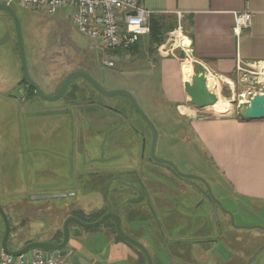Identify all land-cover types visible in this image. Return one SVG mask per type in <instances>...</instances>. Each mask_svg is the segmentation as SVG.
<instances>
[{"label": "rangeland", "instance_id": "rangeland-1", "mask_svg": "<svg viewBox=\"0 0 264 264\" xmlns=\"http://www.w3.org/2000/svg\"><path fill=\"white\" fill-rule=\"evenodd\" d=\"M10 5L20 19L29 73L43 93L56 92L64 76L75 68L87 71L105 89L131 91L156 129L155 155L172 161L182 173L203 176L209 181L213 194L222 206L233 214L232 223L230 215L221 208L218 207L213 212L221 231L214 230V237H218V241L211 245L212 264H244L264 244V229L245 227L264 226V207L244 199L225 196L229 195L230 188L222 174L209 162L202 142L198 141L186 124L188 118L181 117L180 121L175 104L168 103L165 99L159 70L155 69L153 61V58H158L157 51L148 52L145 49L143 54H134L123 49L105 50L97 55V60L93 40L82 35L63 11L48 15L44 10H30L17 3ZM139 42L140 49L147 46L145 36L140 37ZM18 58L12 19L0 9V60L9 66L3 71L6 76L12 78L17 74ZM13 60L17 62L16 68L11 64ZM33 60L36 61L37 74H34L31 67ZM105 61H112L113 65L108 66ZM196 71L194 69L193 72L191 68L189 80ZM18 73L21 74L20 67ZM74 81L79 87L88 89L92 96L90 102L76 100L79 104L76 110L68 107L71 102L66 100V96H62L56 100L42 99L38 107L25 111L24 102L28 90L23 84H17L15 90H8L6 96L0 92V156L9 162L11 173L19 176V184L24 185L23 187L46 194H65L34 200L32 207H24L16 199L0 197L10 223L9 248L22 246L28 241L49 239L55 234L60 235L64 219L75 208L73 203L70 204L75 199H79L85 213H92L94 210L91 218H96L105 210L117 214L119 212L123 231L134 238H138L135 228H142L148 219L147 215L129 218L121 211L122 205L129 210L141 208L143 203L127 200V197L133 196L127 187L121 191L120 198L114 197V188L120 183L119 180L114 179L104 190L101 187L112 176L113 169L121 170L130 164L134 165L135 162H131L133 156L134 160H140L137 158V145L132 147L130 139L139 141L142 133L148 139L151 130L147 122L125 96H106L91 90L82 77H76ZM1 82L2 79L0 90L4 85ZM208 84L215 86L216 80L209 76ZM221 86L217 94L229 102L228 109L217 112L204 107L196 112V118L237 115L241 91L235 88L233 92L227 84ZM80 95L82 96L81 93ZM12 100L16 104V110L5 105ZM79 107L83 109L78 111ZM74 111L78 113L75 115ZM132 125L139 130L135 131ZM141 164L144 165L139 161V165ZM148 166L160 174L164 173L162 181L168 179L172 183L187 186L189 180H192L179 178L161 164ZM88 171L102 172L98 174L101 191H96L99 187L87 183L90 178L95 177L88 175ZM154 175L157 174L151 173L149 177L153 178ZM156 214L160 215L158 211ZM0 221L4 228L1 217ZM107 222L93 228L81 227L79 232L75 231L76 227H70L65 246L67 251L60 256L61 264H143L134 248L124 241H119L118 246L113 242H106V236L111 231L110 223ZM140 241L148 246L153 264H178L175 259L169 260L162 250L156 249L154 253L143 238ZM127 253H130V257ZM252 264H264V247Z\"/></svg>", "mask_w": 264, "mask_h": 264}, {"label": "crops", "instance_id": "crops-1", "mask_svg": "<svg viewBox=\"0 0 264 264\" xmlns=\"http://www.w3.org/2000/svg\"><path fill=\"white\" fill-rule=\"evenodd\" d=\"M138 2L150 9L152 15L171 17L173 25L170 28L180 22L191 39L193 59L191 64L182 59V52L179 49H175L172 54H162L158 50L170 28L165 31L163 40L156 46L158 58H152L155 69L159 70L160 84L166 101L175 104L180 121L181 117L188 118L186 124L195 133L198 141L202 142L209 162L222 174L230 188L229 195L225 196H230L231 199H244L264 207V118L244 120L232 114L196 118V112L201 108L190 103L183 88L184 81H189L191 68L193 72L196 69L208 75V78L211 76L216 80L215 86H209L216 94L221 90L222 84H227L233 92L235 88L242 91L253 85L250 80H242L244 70H259L264 74V0H138ZM244 10L252 12V22L249 28L236 35L232 31L234 13ZM148 35L149 33L142 35L145 36L147 43L144 49L139 48V38L134 51H129L143 54L146 49L150 52ZM11 64L17 67L16 61L13 60ZM35 64L36 61L33 60L31 67L34 74H37ZM18 66L21 74L18 73V67L17 74L10 78L3 72L4 68L9 66L0 60V79L4 84L0 92L4 96L8 95L6 93L8 90H15L17 84L22 85L23 75L19 58ZM260 80L261 83L258 82L255 87L264 92V78ZM9 96L12 97L11 94ZM26 97L25 111L38 107L41 104L40 100L43 99L29 92H26ZM69 97L67 96L66 100L70 101ZM217 99L207 107L217 112L226 111L229 102L219 94ZM14 101H9V104L5 105L16 110ZM70 102L68 107L76 110L79 104L73 100ZM82 109L83 107H79L78 111ZM74 112L75 115L78 113ZM10 168L6 158L0 156V197L16 199L21 201L24 207H32L33 201L38 199H31L30 196L41 194L43 191H32L20 185L19 176L12 174ZM0 204L4 209L1 200ZM216 223L214 216V230L217 229ZM2 228L0 221V234ZM106 240L116 246L120 243L114 240L111 231L108 232ZM53 253L58 255L56 252ZM127 254L129 256L130 253Z\"/></svg>", "mask_w": 264, "mask_h": 264}, {"label": "flooded vegetation", "instance_id": "flooded-vegetation-1", "mask_svg": "<svg viewBox=\"0 0 264 264\" xmlns=\"http://www.w3.org/2000/svg\"><path fill=\"white\" fill-rule=\"evenodd\" d=\"M132 126L135 128V131L139 130L134 125ZM139 136V141L130 139V142L132 147L137 145V158H140L139 161H142L144 165H139L138 159L134 160L133 156L131 162H135V164H130L121 170L113 169L112 176L102 183V189L104 190V188L109 186L114 179H117L120 183L114 188V197L120 198L121 191L124 187H127L132 191V197H138L141 194L142 198L139 201H136L143 203L141 208H131L127 210V208L122 205L120 209L123 213H126L129 218H131V216L139 217L147 215L148 219L146 220L145 225H143L142 228H139L138 226L135 228L137 231L136 235L138 236V238L135 237V239L141 242L140 240L143 238L147 245H149L151 249L153 248L154 253L156 252V249L162 250L169 260L175 259L178 264H212L213 247L211 248V245L218 241V237H214L213 212L219 206L209 200V181L201 175L200 176L203 177L206 182L193 177H183L175 172L169 165L155 161L151 157L152 132H150V137L148 139L143 133ZM97 156L98 154L95 155V157ZM83 157L86 160L84 153ZM149 164H161L179 178L185 180L191 178L192 180H189V185L187 186L183 183H172L171 180L168 179L162 181L164 173L161 172L160 174L158 171L149 168ZM99 173L102 172H87L88 175H95L94 178H90L87 182L90 186H100V179L98 178ZM151 173L160 175L161 177L154 175L153 178H150L149 174L151 175ZM97 189H100V187L96 188V190ZM72 195L76 196L77 194ZM78 200L79 199H75L70 202V204L73 203L75 206V208L71 209L70 214L75 215L83 221H89L87 219H91L90 221L97 220L101 215L108 212L106 210L102 211L96 218H91L94 210L92 213H85ZM157 211L160 213L159 216L156 214ZM118 215H120L122 223V216L119 212ZM108 220L110 222H107ZM106 222L111 225L113 224L111 219H107L103 223ZM216 222L217 231H221L217 220ZM112 226L114 227V224ZM70 227L81 228L73 222L69 223V228ZM138 232L142 234L139 235ZM62 238L63 230L60 235L55 234L49 239L41 240L60 242ZM127 244L134 248L138 256L141 257L143 264H147L144 255L139 249L130 243ZM144 247L146 249L148 248V246ZM63 249L67 251L66 247ZM133 263L134 262H132V264ZM135 264H141V262H135Z\"/></svg>", "mask_w": 264, "mask_h": 264}, {"label": "built area", "instance_id": "built-area-1", "mask_svg": "<svg viewBox=\"0 0 264 264\" xmlns=\"http://www.w3.org/2000/svg\"><path fill=\"white\" fill-rule=\"evenodd\" d=\"M0 2L9 5L17 3L30 10H44L48 15L63 11L82 35L93 40L98 54L105 50H127L133 46L140 36L149 33V19L153 13L138 0H0ZM252 16L250 10L235 12L233 33L238 35L243 29L249 28ZM175 49L182 52L184 61L192 63L191 39L180 22L167 31L164 41L158 46L162 54H172ZM105 63L108 66L113 65L112 61ZM205 76L208 84V75ZM252 77L254 84L239 93L241 98L238 105L249 101L253 94L262 92L255 86L264 78L263 72L259 70L242 72V80L247 81ZM0 264H61V257L41 248H31L16 256L6 254L0 248Z\"/></svg>", "mask_w": 264, "mask_h": 264}, {"label": "water", "instance_id": "water-1", "mask_svg": "<svg viewBox=\"0 0 264 264\" xmlns=\"http://www.w3.org/2000/svg\"><path fill=\"white\" fill-rule=\"evenodd\" d=\"M0 9L5 11L10 18L12 19L14 30H15V38H16V44L18 48V55L20 60V66L22 70V75L27 82V85L32 87L34 92L41 98L47 99V100H56L58 98H61L66 90L68 89L69 85L75 80L76 77H82L84 80H86L96 91L102 93L106 96H113V95H123L125 96L131 104L134 106V108L140 113L142 118L147 122L148 126L151 129L152 132V144H151V157L160 163H165L169 165L175 172L180 174L183 177H193L196 179H200L204 182L205 179L201 177L200 175H195L192 173H182L178 170L176 165L163 157L156 156L153 153L154 144L157 139V132L153 125V123L148 119L146 114L142 111L139 104L136 102L134 95L131 91L125 90V89H105L101 85L100 82H98L95 78H93L87 71L76 69L69 71L63 78L62 83L58 90L52 94H45L41 90V87L35 82V80L31 77L28 71L27 66V60H26V54H25V48H24V41H23V33L21 28L20 19L13 9V7L7 3L0 2ZM96 59L98 60V56L96 55ZM253 77L250 79L251 83L253 84ZM184 91L189 97V101L191 104H193L197 108H204L211 104H213L217 99V94L214 92L213 89L209 88V85L207 84V78L203 72L196 71L195 73L191 74V78L189 81H184L183 85ZM237 115L244 120L249 119H261L264 118V92H258L252 95V97L247 102H242L237 107ZM207 184V183H206ZM209 190V200L216 203L224 212L228 213L230 215L231 222L233 223V214L230 210L224 208L220 202V200L213 194L210 186H208ZM64 193H55V194H33L30 196L31 199H46L51 197H59L64 196ZM142 198L141 194L138 197H130L127 198V200L130 201H139ZM0 217L4 224V230L1 237V249L6 254L10 255H20L26 251H28L31 248H41L46 251L56 252L59 256H63L66 251L63 249L65 245L67 244L68 238H69V223L73 222L79 227H85V228H93L100 224H102L107 219H111L116 233L119 235V237L124 240L127 243H130L134 245L139 251L144 255L147 264H153L151 255L149 254L148 250L143 246L141 242L136 240L135 238L131 237L130 235L126 234L121 226V217L114 212L108 211L101 215L97 220L94 221H83L80 218L76 217L75 215H69L67 216L63 221V238L60 242H51L46 240H34L26 243L25 245L21 246L18 249H11L8 247V238L10 234V223L8 216L6 212L4 211L3 207L0 204ZM246 228L251 227H258L264 229V226L262 225H251V226H245ZM76 232H79V228H76ZM264 247V244L260 245L248 258V260L244 264H252L258 253L261 251V249Z\"/></svg>", "mask_w": 264, "mask_h": 264}, {"label": "trees", "instance_id": "trees-1", "mask_svg": "<svg viewBox=\"0 0 264 264\" xmlns=\"http://www.w3.org/2000/svg\"><path fill=\"white\" fill-rule=\"evenodd\" d=\"M149 25H150V32L148 35L149 51L153 52L156 50V46L163 40L165 31L173 25V20L171 17H164L163 15H152L151 14L150 19H149ZM135 47H136V43L133 46L129 47L127 50H133L134 51ZM76 69H78V68H75L73 70H76ZM21 81H22L21 83L26 87V89L28 90L29 93L36 95L33 88L27 85V82L25 81L24 77H22ZM84 81L87 83L88 88L95 91V89L86 80H84ZM80 93L82 94V96L80 95ZM64 96H66V97L70 96L68 98L70 101H72V100L76 101L78 99L88 101V102L92 101L91 100L92 96H91V93H89V90L85 89V87H79L78 83H76L75 81H73L69 85V87L66 90L65 94L63 95V97ZM87 220L90 221L91 219H87ZM112 225L110 224V226H111L110 230L113 233L114 240L115 241H123L119 237V235L116 233L115 228ZM3 230H4V228H2V231L0 234V243H1V237L3 234ZM28 242H30V241H28ZM28 242H26V243H28ZM0 248H1V245H0ZM11 249H18V247H13Z\"/></svg>", "mask_w": 264, "mask_h": 264}]
</instances>
